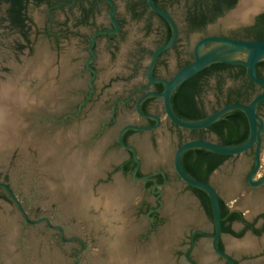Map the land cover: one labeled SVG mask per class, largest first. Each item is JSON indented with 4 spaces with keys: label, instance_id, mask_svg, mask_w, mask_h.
Masks as SVG:
<instances>
[{
    "label": "flooded vegetation",
    "instance_id": "flooded-vegetation-1",
    "mask_svg": "<svg viewBox=\"0 0 264 264\" xmlns=\"http://www.w3.org/2000/svg\"><path fill=\"white\" fill-rule=\"evenodd\" d=\"M72 1L63 0L59 3L55 2L51 4L48 0L38 2L36 0H21V8L17 18L15 13L12 12V2L10 0H0V87L4 84L10 85L13 89L19 91L23 97L28 100L31 99L30 102L40 99V93H44L42 105L48 108H60L68 100V107L73 110L70 113L79 110L80 106L82 111L84 109H91L97 103L99 41L102 43L101 48L107 53L109 59L113 60L119 56L118 53L122 42L127 36V32L125 31L127 22L132 20L142 21L145 36L151 32H155L157 37L152 44H146L145 41L139 40L133 46L130 53L121 55L127 61H132L133 64L128 70H121L122 74L110 78L127 82V77L134 76L141 65L140 63L145 60V64L142 63V70L140 72L141 81L135 82L133 85L129 84L128 87L124 86L125 90L120 96L115 98L109 96L111 100L108 98V101L104 103L108 109L107 116L103 118L92 116L83 118L81 117L83 112L80 113L76 120L82 121V123H79L76 128L73 127L77 131L76 139L69 145V148L77 150L79 167L86 173L85 178L88 180L86 185L88 184V187L91 189L97 186L105 187L109 185L114 174H118L122 179L130 178L132 181L140 183L143 193L149 192L154 197V205H148L143 210L141 208L139 210L147 216L150 229H155L159 222L158 210L163 203L161 200L162 187L167 184L169 173L161 163L157 166L149 167L150 170L143 173L142 167L145 160L142 157L141 151H144L145 148L151 155H155L157 159H160L164 153L165 157H167L183 142L195 139L200 133L199 131L193 132V130H185L174 126L165 116L161 98L148 96L140 103V110L145 114L152 115V117L140 115L135 109L136 102L146 93H159L163 91L164 87L162 83H150L148 81L146 75L147 62L155 49L168 42L172 33L171 28L161 16L152 12L148 6L145 8L144 4H140L137 10L142 11V16L136 18L131 8L138 0H122L124 2V12L122 14H119L117 0H114L116 3L114 17L118 22V29L115 33L99 34L93 43L94 57L90 62V66L96 71V75L92 79L93 90L91 92L89 80L93 72L86 66V60L91 57L89 51L90 40L96 31L113 29L114 25L109 20V6L105 0H75L72 5H69L68 3ZM157 1L162 5L161 8L167 11L174 19L178 28V38L170 48L161 52L156 59L152 68V77L154 79L168 80L180 69L193 61L195 44L206 36L216 35L254 41V36L250 35L248 30L256 24L259 15L251 24L225 25L228 29L209 32L207 30L215 26L221 18H224L225 13L230 9L226 10L222 15L217 16L214 20L207 19L202 24L196 25L190 21V13L194 10L190 3L191 0H187L188 5H185V0L177 2L179 3L178 14H175L168 5L163 4L162 0ZM177 3L172 5H177ZM40 7L45 9V15L39 24L35 20L34 11ZM55 11H59L60 13L58 20H55L53 17ZM100 14H103L105 18V22L102 24L98 23ZM220 22V24L223 23L222 21ZM222 25L224 26V24ZM210 46L206 45L204 49H208ZM222 76L230 78L236 84L231 87L222 86L221 91L216 92V106L211 111H207L208 114L219 108V105L220 107L225 106L223 104L227 101V94L231 91H238L237 89L240 87V82L233 80L228 73H222ZM262 78H264V74H262ZM212 79L216 80L215 77ZM90 92L91 97L87 100ZM262 92H264V88L254 86V95ZM200 99L201 97L197 98V102H200ZM84 101L86 102L81 105ZM121 106L128 107L129 112L133 113L137 119L122 121L120 127L116 130L114 126L119 123L118 113ZM67 114H64L60 119L54 120L58 122L63 132L68 129L69 124L74 120L70 118L63 119ZM257 114L264 119V103L258 106ZM156 118L160 119V124L155 128L154 126L157 124ZM126 124L147 127L142 130H127L122 136V141L125 145L134 147L140 159V166L136 170L135 176L138 178L147 176L148 180L136 181L132 179L136 162L132 157L131 151L122 147L117 140V132ZM163 126L166 127L169 133L166 139L160 138ZM48 129L51 130V128H44L45 131H49ZM143 132L147 133L146 139L136 135ZM212 135L215 136L211 133L210 136ZM210 136L209 138H211ZM160 147H162L163 154L160 151ZM116 152H120L118 157L119 162L117 163H115V159L112 157ZM236 158L240 159L239 164L241 167L247 162L243 175H239V178L235 176L236 174L221 177L222 180L233 183L229 188V192L234 191L236 185L238 187L235 193L231 195L234 197L230 201L231 204L226 203L225 199L221 197L219 191L213 185L216 188L220 201L228 207V212H238L242 216V220H226L224 224L231 231L241 234V236H233L229 232H224L222 225L223 233L218 241V247L224 252H226L225 237L240 239L246 235H251L254 239L259 240L264 234V182L258 186H250L248 182L249 174L254 167V147L241 155L231 156L218 166L217 169L221 168L229 159ZM147 163L149 162L147 161ZM217 169L210 173L207 182L213 184V174ZM88 173L91 175H88ZM262 175H264V172L258 173L254 176V180H257ZM175 176L178 178L176 174ZM0 190L6 193L4 189L0 188ZM258 197L261 199V202L255 200L251 203L253 210L258 211L257 213L245 215V212L239 209L238 206L242 200H251ZM233 203L235 204L233 205ZM256 205L259 206L256 207ZM206 216L212 222V218L207 214ZM44 222L49 228L57 229L51 226L49 222L47 223L45 220ZM196 231L194 230L190 234L189 247L183 253L184 257L186 253L185 258L192 264L196 263L190 256L191 249L200 238L209 239L211 248L214 228L209 233L202 231L203 233L201 234ZM81 244L85 246L83 242ZM211 251L218 261L227 264L226 261L213 252L212 248ZM255 254L242 252L228 255L235 264H264V260L253 261L249 259L253 258Z\"/></svg>",
    "mask_w": 264,
    "mask_h": 264
},
{
    "label": "rangeland",
    "instance_id": "rangeland-1",
    "mask_svg": "<svg viewBox=\"0 0 264 264\" xmlns=\"http://www.w3.org/2000/svg\"><path fill=\"white\" fill-rule=\"evenodd\" d=\"M117 4L118 12L122 14L124 2L117 0ZM168 6L175 14H178L179 3ZM34 15L36 22L40 24L45 15V9L43 7L36 9ZM59 15V11H55L54 19L58 20ZM103 22H105V18L103 14H100L98 23L102 24ZM220 23V21L217 22L207 31L228 29L222 25L223 23ZM143 29L144 24L140 20L127 22L125 25L127 36L122 42L119 56L113 60L109 59L99 41L97 103L91 109H84L81 117L87 118L90 113H94L98 118L107 116L108 109L104 103L108 101V98L120 96L125 90L124 86L128 87L129 84L133 85V83L141 81L140 72L145 60L140 63L141 65L134 76L127 77V82L110 78L122 74L121 70L126 71L131 68L133 62L127 61L121 55L130 53L139 40L145 41L146 44H152L155 41L157 37L155 32L145 36ZM52 63L54 62L52 61ZM235 84L228 77H224L222 82V86L228 87L235 86ZM216 87L217 81L211 79L202 92L201 99L206 111H211L216 106ZM24 98V101L28 100ZM68 104L67 100L62 107L53 108L54 110L45 119L43 115H38L28 123L27 117H21L24 121L19 122L14 127L15 129L12 128L13 133L15 132V135L21 140L29 137L32 144L17 143L14 134H11L12 140L10 138V141L7 140L8 142L4 141V144L10 145L11 148H0V180L10 185L25 209L28 220L33 222L42 217L48 218L51 226H61L63 232L49 228L44 220L36 225L27 224L15 204L4 198L6 193L0 190V264H192L183 256L189 247L190 234L197 229L209 233L213 229V223L206 216L197 197L175 176L171 154L163 165L169 173V180L162 187L161 200L163 203L158 210L159 222L155 229H150L147 216L139 210V208L143 210L148 205H154V197L149 192L143 193L141 184L130 178L122 179L114 174L110 184L105 186L106 188L110 187L118 179L129 188H125L120 182L122 190L125 193L129 192L131 197L129 204L118 211L105 208V197L100 196L101 192L97 193L104 188L101 186L89 189L91 194L88 192L86 194L87 201H93V204L84 202V206L77 207L75 212L67 209L65 196H59V192L50 190L52 187H59V178L50 172L49 160L39 158L37 148L51 132L61 130L58 122L49 116L52 115L55 119H60L64 114L72 112L73 110L68 107ZM118 114L119 123L114 126L116 130L122 121L137 119L126 106H121ZM18 117L21 119L19 114ZM76 123L79 124L82 121H71L69 127L73 128ZM69 127L64 133L70 132L71 128ZM44 128H51V130L45 131ZM168 134L166 127L163 126L160 138L166 139ZM67 135L72 137L71 133ZM136 135L147 137L146 132ZM210 137L212 140H216L215 136ZM119 154L120 152L115 154V163L119 162ZM239 162L240 159L237 158L229 159L215 171L212 182L218 184L219 178L227 175L236 174L235 176L239 178L247 166V162L242 167ZM261 162L260 174L264 172V151ZM149 170L150 168L145 165L142 167L143 173ZM50 193H53L52 196ZM222 193L224 194V192ZM224 198L227 204H231L230 201L233 197L225 196ZM238 207L241 211L246 210L241 204ZM249 212H246V215H249ZM118 231H123L122 233L126 234L123 239L122 234H117ZM128 231L130 232L127 233ZM74 237L80 238L81 241L73 239ZM246 239L232 242L231 247L228 244L227 246L235 248L233 245H239ZM149 248L152 250H148ZM190 252V256L196 264H203V257L214 259V264H223L212 253L207 238H200ZM254 253H256L255 256L249 259L263 261L264 244L259 245Z\"/></svg>",
    "mask_w": 264,
    "mask_h": 264
},
{
    "label": "water",
    "instance_id": "water-1",
    "mask_svg": "<svg viewBox=\"0 0 264 264\" xmlns=\"http://www.w3.org/2000/svg\"><path fill=\"white\" fill-rule=\"evenodd\" d=\"M243 1L245 0H237L234 8L226 12L224 18H221L220 21H222L224 24V21L230 16L228 14L236 10ZM74 2L75 0H73L71 3L68 4L72 5ZM105 2L109 6L108 16H109V20L114 25V28L98 30L93 34L90 40L89 51L91 53V57H89L86 60V66L88 69L92 70L93 72V75L90 77L89 80L91 86V92L93 90L92 79L96 75V71L90 66V62L93 60L94 57L93 43L99 34L115 33L118 29V22L114 17L116 11V3L114 2V0H105ZM146 4L152 12L161 16L168 23L172 33L168 42L155 49L147 62L148 67H147L146 75L148 81L150 83H154V82L162 83L164 87L163 91L159 93L148 92L145 95H143L135 104L136 112L146 117H152V115L145 114L140 110V103L146 97L151 96V97L161 98L165 116L174 126L185 130L206 129L207 127L211 126L212 124L220 120L225 114H227L232 110H240L246 116L249 127V133L247 139L243 143L238 145H224L218 143L216 140H212L211 138L209 139L195 138L183 142L171 154L172 167L175 174L178 176L179 180L186 186L203 190L208 196L211 206L212 223L214 228V232L212 234V239H211V248L213 252L217 256L221 257L224 261H226L227 264H235L232 258L228 255V253L222 251L218 247V241L223 232H222L220 198L216 189L210 182L198 180L196 178L189 176L183 169L181 158L186 151L191 149H204L221 155L236 156V155H241L246 151H248L249 149H251L252 147H254V167L249 174L248 182L250 186H258L262 184L264 182V175L257 178V180H254V176H256L259 173L262 167L261 156H262V152L264 151V119L257 114L258 106L261 103H264V92L254 95L251 98V100L246 104L231 103L225 106H221L217 108L215 111L209 113L206 117L198 120H185L178 117L172 109L171 96L175 91V89L181 83L191 78L192 76L196 75L205 67L210 66L211 64L214 63L242 65L247 69V73L250 81H252L256 86L264 88V78L259 77L257 74V64L258 62L264 60V40L250 41V40L233 39V38L216 36V35L206 36L200 39L195 44L193 61H191L185 67L180 69L168 80L154 79L152 77V68L155 64V61L161 52H163L167 48H170L175 43V41L178 38V28L171 15L161 7L157 6L153 0H146ZM263 12H264V0L263 2L259 3L254 9L250 10L247 13L246 18L244 20L236 22L235 24H224V25L251 24L254 22L256 17ZM206 45H211V46L208 49H204ZM91 92L88 95L87 100L90 99ZM44 96H45L44 93H40V99L30 102L25 106H23L22 109L18 110L20 118L21 117L24 118V116L25 118L27 117L26 120L28 121V123L32 122L33 118L37 117L38 115H43L44 119L47 118L48 114L54 109L52 107L48 108L42 105ZM85 102L86 101L82 102L81 105H83ZM83 111L80 106L79 110H77L74 113L67 114L63 119L70 118V119H74L73 121H78L76 120V118ZM15 112L17 113L16 110ZM49 117L55 120V117H53L52 115H50ZM94 117H96V115H94ZM21 119H19V117L17 116L16 120L18 124L19 122L22 123L24 121L23 119L22 120ZM156 120H157V124L154 126L155 128L158 127L160 124V119L156 118ZM77 125L78 124L76 123L73 127L76 128ZM74 128L70 129L69 130L70 132H68V133H72V135L74 136V138L71 139L69 142L66 143L65 141L66 133H64L63 130H59L57 132H51L48 135V137H45V139L41 141V145H39V147L37 148L39 158L41 160L48 159L50 162V167H49L50 172L52 173V175H57L59 178V182H60L59 187H52V188L50 187L51 188L50 190L51 191L55 190L56 192H59L60 193L59 196H65L67 202L66 203L67 209L72 212H75L77 207L84 206V201L82 199L81 194L84 191L88 190L87 187L85 186L86 173H84L80 167H77L76 164L75 159L76 158L79 159L78 152L75 148H69V145L75 141V136H76L75 134H77V131ZM145 128L147 127H138L136 125L126 124L123 127H121L120 130L117 132L118 143L122 147L127 148L131 151L132 157L136 162L135 169L132 173V179L136 181L148 180V177L144 176L142 178H138L135 176V172L140 166V159L138 158L134 147L127 146L124 144V142L122 141V136L129 129L142 130ZM21 142H23L22 144H27V145L32 144L29 137L24 138L23 140H20V142L17 143H21ZM53 143L55 144V146L53 145ZM5 146H6L5 148H11L9 147L10 145H5ZM47 150L50 151L49 154L47 153ZM88 175L91 174L88 173ZM0 188L6 191L7 195L15 204V206L17 207V209L19 210V212L21 213L27 224L36 225L42 220H45L48 223L47 218H43V217L38 219L37 221H33V222L29 221L25 209L22 207L19 199L17 198L16 194L14 193L10 185L7 184L6 182L0 181ZM97 193L99 194V191H97ZM52 194L53 193H50L51 196ZM161 207L162 205L160 206V208ZM54 228L59 229L61 233L63 232L61 226H55ZM130 231H128L127 233H129ZM122 232L118 231L117 234L119 235L122 234L121 237L123 239L124 235L126 234H123ZM196 232L201 234L203 233L201 230H197ZM73 239L81 241V239L78 237H74ZM151 248H149L148 250L151 251L152 250ZM185 257H186V253H185Z\"/></svg>",
    "mask_w": 264,
    "mask_h": 264
},
{
    "label": "trees",
    "instance_id": "trees-1",
    "mask_svg": "<svg viewBox=\"0 0 264 264\" xmlns=\"http://www.w3.org/2000/svg\"><path fill=\"white\" fill-rule=\"evenodd\" d=\"M20 1L21 0H10V2H12V12L15 13L17 18L21 8ZM48 1L52 4L55 2L59 3L63 0ZM153 1L157 6L162 7L157 0ZM179 1L180 0H162V3L165 5H172ZM236 2L237 0H191L190 3L194 10L190 13V21L193 24L200 25L207 19L214 20L226 10L233 8ZM140 4H144L145 8H147L145 0H138L131 8L136 18L142 16V11H137ZM185 5H188L187 0H185ZM248 33L254 36V41L264 40V12L257 17L256 24L248 30ZM169 36L170 34L168 38ZM222 73H228L233 80H238L240 82V87L237 89L238 91H231L227 94V101L223 105L231 103H248L255 94V85L250 81L247 69L242 65L214 63L205 67L175 89L171 96V105L174 113L185 120H198L206 117L208 113L201 99L200 102H197V98L202 97L201 92H203L204 86H206L213 77H215L217 81L216 92H220L224 80ZM257 74L259 77H262V74H264V60L258 62ZM218 107H220V105ZM196 131L200 133L199 136L195 138L208 139L212 133L215 135L216 141L220 144L238 145L247 139L249 127L245 114L240 110H232L206 129L193 130V132ZM230 157V155H221L204 149H191L182 155L181 162L184 171L189 176L207 182L210 173ZM187 188L199 199L205 213L212 218L211 206L207 194L200 189L189 186H187ZM4 198L11 201L7 194ZM220 205L223 231L229 232L233 236H241V234L231 231L229 227L224 225L226 220H242L241 213H229L228 207L223 204L222 201H220ZM258 234H260V232H258Z\"/></svg>",
    "mask_w": 264,
    "mask_h": 264
},
{
    "label": "bare ground",
    "instance_id": "bare-ground-1",
    "mask_svg": "<svg viewBox=\"0 0 264 264\" xmlns=\"http://www.w3.org/2000/svg\"><path fill=\"white\" fill-rule=\"evenodd\" d=\"M261 2H263V0H245V1H243L239 5V7L224 21V24H235L236 22L244 20L246 18L247 13L250 10L254 9ZM30 101H31V99L24 101L22 94L19 91H16L15 89H13V87L8 85V84L2 85L0 87V148L1 149L6 147L5 145H7V144H4V143L10 141L11 134H14L17 142L19 140H21V139H19V137H17L15 135V132L13 133L12 128L16 127V125L18 124V122L16 120L17 116L19 114L18 110L22 109V107L25 106L26 104H28ZM15 110L17 111L18 114L15 112ZM12 138H11V140H12ZM57 138H58V135H57ZM73 138H74L73 135L71 137V136L66 134V137H65L66 143L69 142ZM53 145L55 146L54 143H53ZM47 153L49 154L50 151L47 150ZM75 160H76L77 167H79V159L76 158ZM148 160H149V158H148ZM87 188H88V186H87ZM89 191H90L89 189L84 191L81 194V196H82L83 201L86 202V204H93V201H87V197H88L86 195L87 192H88V194H91ZM99 193H100V196L105 197V202H104L105 208H108V210H110V208H111L114 211L115 210L118 211V209L120 210V208L125 207L127 204H129L130 197H131V194L129 192L125 193L122 190V186H121L120 181L118 179H116L115 183L113 185H111L110 187L101 189L99 191ZM100 199H101V197H100ZM85 206H87V205H85ZM258 206L259 205H256V207H258ZM6 242H8V241H6ZM232 244H233L232 242L228 243V246L231 247ZM254 246H255V243L252 240H250L249 238H247L245 241L241 242L239 245H233V247H235V248L236 247L238 249L243 248L244 250L245 249L251 250ZM140 260H142V259H140ZM207 263L208 262L205 261V264H207Z\"/></svg>",
    "mask_w": 264,
    "mask_h": 264
},
{
    "label": "crops",
    "instance_id": "crops-1",
    "mask_svg": "<svg viewBox=\"0 0 264 264\" xmlns=\"http://www.w3.org/2000/svg\"><path fill=\"white\" fill-rule=\"evenodd\" d=\"M94 113H90V116H92V117H94ZM89 117V116H88ZM101 118H103V117H101ZM76 135V134H75ZM147 137H145L144 139H146ZM75 139H76V136H75ZM161 149H160V151L162 152V154H163V151H162V147H160ZM141 154H142V157H144V160H145V162H144V165L145 166H147V167H151V166H157L159 163H161L162 165H164V161H166V160H168V156L167 157H165L166 155H165V153L163 154V156L162 157H160V159H157L156 157H155V155H151V153H149V151H147V149H145L144 148V151H141ZM112 157H114L115 158V155H112ZM148 158H149V160H148ZM147 161H149V163H147ZM143 165V166H144ZM95 172H93V174H94ZM116 175H118V174H116ZM214 178H215V176H214ZM115 180V179H114ZM87 181L88 180H86V178H85V185H86V183H87ZM121 183H122V181H120ZM114 183V182H113ZM123 184V183H122ZM232 182L231 181H226V180H222V178H219V180H218V184H212V185H214L216 188H217V190L219 191V193H220V195H221V197H229V198H232L233 196H231L233 193H235V191L237 190V185H236V188L234 189V191H231V192H229V188H230V186H232ZM124 185V184H123ZM88 185H86V187H87ZM124 187L125 188H127L125 185H124ZM214 187V188H215ZM102 188V187H101ZM104 188H106V187H104ZM215 188V189H216ZM87 189H90L91 190V188L90 187H88ZM127 189H129V188H127ZM99 190V189H98ZM222 192H224V194L222 193ZM223 194V195H222ZM93 196V195H92ZM95 198V197H94ZM234 198V197H233ZM233 198H232V200H233ZM225 199V198H224ZM231 200V201H232ZM255 200H257V201H259V202H261L260 200V198L258 197V198H253V199H251V200H242V202H241V205H243L244 206V208L246 209L245 211H243V212H245V215H246V212H248V211H250L248 214H250V213H257L258 211H254L253 210V208H252V206H251V203H252V201H255ZM92 207H94V206H92ZM260 210V209H259ZM197 230H200V229H197ZM202 231V230H201ZM244 238H249V239H251V240H253L255 243H256V245L250 250V249H243V248H229L228 246H227V242H239V241H241V240H243ZM263 238H264V234L262 235V237L259 239V240H256V239H254V237H252L251 235H246V236H244L243 238H240V239H232V238H230V237H225L224 238V243H225V245H226V252L228 253V254H232V253H254L255 252V250L258 248V246L259 245H261V244H264V240H263ZM203 259V264H205V261H207L208 263L207 264H214V259H211V258H209V259H206V257H203L202 258Z\"/></svg>",
    "mask_w": 264,
    "mask_h": 264
}]
</instances>
